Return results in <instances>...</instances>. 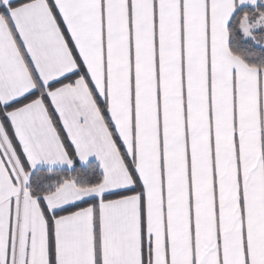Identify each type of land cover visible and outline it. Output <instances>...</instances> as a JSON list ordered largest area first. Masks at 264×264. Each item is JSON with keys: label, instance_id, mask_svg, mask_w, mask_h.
I'll list each match as a JSON object with an SVG mask.
<instances>
[{"label": "snow or ice", "instance_id": "6c2138e0", "mask_svg": "<svg viewBox=\"0 0 264 264\" xmlns=\"http://www.w3.org/2000/svg\"><path fill=\"white\" fill-rule=\"evenodd\" d=\"M0 264H264V0H0Z\"/></svg>", "mask_w": 264, "mask_h": 264}]
</instances>
